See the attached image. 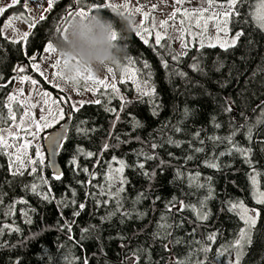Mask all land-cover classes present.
Instances as JSON below:
<instances>
[{
    "label": "trees",
    "instance_id": "trees-1",
    "mask_svg": "<svg viewBox=\"0 0 264 264\" xmlns=\"http://www.w3.org/2000/svg\"><path fill=\"white\" fill-rule=\"evenodd\" d=\"M105 3L108 0H81L78 5L73 0H56L44 20L38 19L35 23L28 17L24 0L6 6L0 14V77H3L0 79V128L12 122L8 113V96L15 75H29L36 79L42 88L59 99L65 117L68 113L71 115L66 137L58 151L60 180L53 178L46 159L43 164L37 161L33 165L35 173L30 175L32 170L24 169L23 176L13 177L9 168L10 155L0 146V228H4V234L0 235V244L3 245L0 247V264H66V257L74 259L75 264H83L85 259L88 264H129L130 260L132 264H175L178 260L186 264H220L222 256H218V252L234 242L244 225L235 213L227 210L229 201H243L249 208L261 212L253 243L246 248L241 264H264V205H257L252 199L247 175L253 168L264 173V152L261 151L264 148V124H256L264 111V71H258V66L264 68V31L258 30L250 17L247 24L240 22L249 8L247 5L238 6L241 15L230 19L231 30L243 31L245 35L235 48L225 51L218 46L200 49L194 45L180 54L168 37L161 41L164 47L156 45L155 41L145 44L134 27V32L125 41L127 56L122 63L131 59L138 74L150 79L155 88L152 103L144 97H134L132 86L127 83L129 87L125 88L121 83L119 96L106 89L103 92L108 93L107 97L98 93L100 104L85 102L77 107L79 111H73L67 96L33 72L30 62L36 61L52 42L57 29L70 16L69 11L75 14L79 10H99L119 29L121 25L116 16L123 14L118 10L97 8ZM11 17H18L29 26L35 24V27L30 26L27 40L21 39L13 44V40L2 34V23ZM177 55L179 59H173ZM33 56L37 58L32 60ZM217 60L224 63L220 71L214 69ZM145 62L148 68L143 67ZM194 62L200 64L206 75L192 69ZM164 63L168 64L167 69ZM17 66H23L25 71H15ZM174 71L186 75L181 78ZM121 97L126 102L123 110ZM11 104L18 117L21 105L17 101ZM186 107L190 110L187 116ZM106 108H114L116 112L106 111ZM154 108L156 115H153ZM226 108L231 111H225ZM117 113L119 121L116 120ZM213 117L219 128L214 126ZM134 120L142 126L133 128ZM177 127L179 132L175 131ZM249 127L253 129L251 141L246 139ZM77 128L86 129L87 135L78 132ZM233 132L235 143L252 149L251 168L237 153L220 156L231 147L227 140L210 139L213 136L227 137ZM169 138L179 141V147L167 143ZM105 143L110 145L107 150L103 148ZM153 144L158 147L153 148ZM196 148L203 151L196 152ZM77 149L94 155L85 157ZM139 150L156 158L145 161L144 156L136 155ZM113 156L128 165L123 173L128 182L121 185L118 173H113L117 179L109 188L110 182L105 180L109 164L112 169L120 166L113 161ZM189 156L193 159L189 160ZM74 157L76 164H70ZM205 161L216 162L220 168H209ZM139 163L144 164V169L138 167ZM84 168L88 172H84ZM177 170L184 175L177 178ZM143 172L155 175L146 178ZM197 173L200 174L199 183L205 185L203 188L189 187L188 176ZM207 177H211L213 196L204 210L210 211L211 215L206 221H198L191 210H180L181 204L199 207L200 200L209 194ZM42 179L47 184H42ZM259 180L260 188L264 190V175ZM33 183L40 186V192L50 196L51 202L25 190V185ZM120 187L125 191L119 197L109 196V192L115 193ZM140 194L144 198L134 203ZM173 197L176 203L169 222L182 226L170 229L172 235L167 239L154 240L152 234L161 215L168 214L166 204ZM19 199L26 203H15ZM73 199L75 205L70 203ZM60 200H64L67 207L58 204ZM80 204H84L83 209ZM25 211L27 216L23 215ZM74 211H79L80 215L74 216ZM112 212L115 215L110 220L102 221V217ZM124 213H131V216ZM138 213L145 215L141 219ZM29 217L33 221L31 224L25 222ZM122 219L124 223H121ZM5 225L19 227L21 231L10 232ZM65 225L70 226L71 231ZM85 228L89 230L81 240ZM211 234H215L214 241L208 239ZM204 247L210 250L204 252Z\"/></svg>",
    "mask_w": 264,
    "mask_h": 264
},
{
    "label": "snow or ice",
    "instance_id": "snow-or-ice-1",
    "mask_svg": "<svg viewBox=\"0 0 264 264\" xmlns=\"http://www.w3.org/2000/svg\"><path fill=\"white\" fill-rule=\"evenodd\" d=\"M19 2H20V0H12V5H10V7L13 6V5L18 4ZM80 2H81V0H73V3L77 4V5ZM176 2L180 3L181 0H176ZM207 2L209 4V6L211 7V5L213 3V0H207ZM47 3H48V9L47 10L50 11L52 9L53 4L56 3V0H47ZM243 5H247L248 8H249V11L247 12L244 20L240 21V22L247 24L248 23V17H250L251 20L254 22L255 27L258 30H260V31H264V0H255V2H253V0H227L226 7H227L228 11L221 12V13H214L213 15H211V16H209L207 18L204 17V11H206V10H200L199 11V16H198V18L196 20V27H201V20H203V27H204V30L206 31L209 20H216L215 27H216L217 33L223 32L225 34V37H227L228 33L230 31V29L228 27V25L230 23V19L232 17H238V16L241 15L238 6H243ZM25 7H27V4H25ZM99 7H103V8H106V9H111L112 11H116L118 7H123L125 9H127L129 6H128V4L117 6V5H114V4L105 3V4H102V5H97V8H99ZM220 7L223 8V7H225V5H221ZM153 8H155V5L153 6ZM3 11H4V9H0V14H2ZM135 11L136 12H142V9L138 7V8L135 9ZM179 11H180V9H176V11H174L171 14L172 18H175L176 13L179 12ZM77 13L83 14L85 12L83 10H81L80 12H77ZM68 14L72 15L73 13L71 11H69ZM142 14L144 15L145 20H147L148 19V13H142ZM182 15L185 18H190L192 15H195V12L194 13H189L187 11H184L182 13ZM217 17H222V19H217ZM15 18L16 17H13L12 19H15ZM40 19L44 20V17L41 16ZM181 23L183 24L184 21L182 20ZM166 25H167V21H161L160 22V27L161 28H165ZM11 26H12L11 25V19H9V21L5 24V27H11ZM30 26L31 27H35V24H32ZM145 31H147V30H145ZM137 35L140 37L141 40H143V42L145 44H149V41L147 39H145V37L141 33H137ZM244 35H245V33L243 31H236L235 34L230 39H228V38L221 39L219 37V35H217V37L215 39V42L209 41L207 43V45L205 44L203 38H201L200 43H199V47H200V49H203L206 46L209 47V48H215L218 45L221 49H224L225 51H227L229 48H235L237 46V43L240 40V38L242 36H244ZM28 36H29V34L25 33L24 36L21 39L22 40H27ZM163 39H164V36L160 32H156L155 44L156 45H160L161 47H164V45L161 44V41ZM12 43L15 44V43H17V41L13 40ZM248 43L251 44L252 41L249 40ZM150 46L155 48V45H150ZM181 46L182 47H187V44L182 42ZM51 50H52V45H51V43H49L44 48V52H50ZM201 55H202V53H201ZM36 58L37 57H35V56L31 57L32 60H35ZM173 59L178 60L179 56L178 55L177 56H173ZM130 63H133V61H131V59H130ZM216 65H218V66H216ZM163 66L166 69L168 68V64L167 63H164ZM143 67L144 68H148L149 67L147 62L144 63ZM191 67H192V69L194 71H197V72H200L203 75H206V73H204L203 68L200 66V64L198 62H194L191 65ZM223 67H224L223 61L217 60L216 62H214L215 71H220V69L223 68ZM32 70L34 72L39 71V65L33 64L32 65ZM15 71L24 72L25 68L23 66H17ZM109 71H111V69H109ZM128 71L130 72V75H129L128 78L131 79L132 82L136 85V90L140 94L141 97H144V96L153 97L155 95V88L154 87L151 88L150 90H147V91L141 89L140 81H138L136 79V75H137V70L136 69H128ZM258 71H264V68H260L258 66ZM230 72H231V70H230ZM174 74L180 76L181 78H184L185 75H186L184 72H179V71H174ZM40 75L43 76V73L41 72ZM253 75H255V73ZM148 76L150 78V76H151L150 72L148 73ZM0 79H3V77H0ZM24 80H30V82L33 85L37 84V80L36 79H32L29 76H24L22 78V82ZM81 80H83L85 82V84L87 82L91 81L93 84L98 86L97 88L88 89L90 91H93L94 94L99 90V87H103L105 89H109L110 88L112 94H114L116 96H119L120 90L117 88L115 83L109 85L104 80L96 79L94 76H92L90 74L84 75ZM121 83H125V80L122 79ZM144 83L146 85L148 83V80H145ZM221 86L223 87L224 85L222 84ZM41 95L45 98L44 99V103L46 105L50 104V103L51 104H56L57 103V100H52L51 99V93H49L47 91H44V92L41 93ZM8 100H9V104H8L9 118L15 120V114H14V112L12 110L11 102L16 101L17 97L15 95H10V96H8ZM121 101H122L121 110H123V107L125 106L126 102L123 101V97H121ZM141 102H143V101H141ZM94 103L100 104L101 101L99 99H97V100L94 101ZM30 106L33 107V108L36 107L35 104H32ZM81 106H83V102H81ZM105 110L106 111L116 112V109H114V108H112V109L106 108ZM73 111H79V109L73 107ZM189 111L190 110L186 107L185 108V115L186 116L189 114ZM225 111H231V108H226ZM49 112H50V114H52L51 113V109H49ZM156 114L157 113H156L155 108H154L153 115H156ZM27 115H29V113L26 112L25 116H27ZM69 118H70V116H69ZM59 119H64V110L63 109H60ZM119 119H120V116H119V113H117L116 114V120L119 121ZM40 120L43 121V124L34 121V123L36 125V128H37V131H40V130H42L44 128L52 127L53 123L58 122L55 118L52 121H49L47 119V117H45V116H41ZM21 123H23V120L21 121ZM81 123H87V121H81ZM213 124L217 128L220 127L219 124L215 123V117H213ZM256 124L257 125L264 124V111H262L260 113V116L257 118ZM141 126L142 125L140 124L139 121H135L134 120L133 128H138V127H141ZM61 127L63 128V125ZM113 127H115V122H113ZM252 130H253L252 127H249L248 132H247L246 139L249 140V141H251V139H252ZM77 131L78 132H82L84 135H87V130L86 129L77 128ZM92 131L94 132V131H96V129H92ZM175 131L179 132L180 129L177 127V128H175ZM234 135H235V132H233L232 135L227 136V137L221 138V137L213 136V137H210V139L213 140V141H216V140H221V141L227 140L229 142V144L231 145V147H229L226 152H221L220 156L232 155L233 153H237V154H239V156L244 158V162L246 164H248L249 167L251 168L252 167V159H251L252 149L250 147H241L239 144L235 143L234 140H233V136ZM45 139L49 140L51 151H52L53 154H55L57 149L62 146V142H63L64 137L61 136L58 133L57 135H54V136H48ZM117 140L119 141V137L118 136H117ZM123 142L124 141H120V143H123ZM167 143L174 144L177 147H179V145H180L179 141H174L171 138L168 139ZM0 146L10 147L11 145H8L6 143V141L3 140V138H0ZM23 147L26 149L28 147V145L25 144ZM109 147H110V145L108 143H105L103 145L104 150H107ZM152 147L156 148V147H158V145L153 144ZM194 150L196 152H202L203 151L202 148H196ZM261 151L264 152V148H261ZM77 152L80 153V154H83L85 157H92L94 155V153H92V152H84L83 149H77ZM136 155L138 157L141 156V155L144 156L145 161L156 158L155 156H152V155H149L147 153H144L143 150L137 151ZM37 157L39 159V162L41 164H43L44 157L39 152V149H37ZM112 159H113V161H116L120 166H119V168L112 169L111 164H109V173L105 177V180L107 182H110L109 185H108L109 188L113 187V185L115 184V181L117 179V177L113 176V173H118L119 174L118 179H119V182H120L121 185H124V184H126L128 182L123 176L124 169L126 167H128V165H126L123 160H117L115 156H113ZM188 159L189 160L193 159V157L189 156ZM9 160H10V163H9V168L10 169L12 168V166L17 161L19 162V165H20V168H17L15 171L11 172V175L13 177L23 176L24 172L21 171V169L25 168L24 160H22L19 156L16 157L15 161L11 160V157L9 158ZM36 162H37L36 160H29V163H31L33 165ZM69 163L70 164H76L75 157ZM162 163H163V161H162ZM205 165L207 167H209V168H215V169L220 168V165L218 163H216V162L205 161ZM227 166L228 165H225V167H227ZM138 167L140 169H144V164L143 163H139ZM35 171H36V169H35V167H33L32 168V172L29 173V174L31 175L32 173H35ZM83 171L84 172H88V169L84 168ZM61 175L62 174L59 173V172L54 173L53 178L55 180H60L61 179ZM143 175L146 178H151V176H154L155 173L149 174L148 172H143ZM183 175L184 174L182 172L177 170V172H176V177L177 178H180ZM247 175H248V179H249L250 185H251L252 199L255 201V203L257 205H264V191L260 190V180L258 179L261 175H264V173H261L260 171H257L255 168H253V170L251 172H249ZM199 178H200V174L199 173H197L195 176H188L189 187H193L194 186V187H196L198 189L205 187L204 184L199 183ZM206 180L208 181L207 187H208V193L209 194H208L207 197H205L204 199L200 200L199 207H197L195 205L181 204V209H180V210H183V209L187 208V209L191 210L195 214L196 219L198 221H206V220L209 219V216L211 215L210 211H205L204 210L206 208V206H207V201L210 200L212 198V196H213V189L211 187V177H207ZM41 183L42 184H47V181L42 179ZM39 187H40L39 185H37L36 183H33L31 185H25V190H30L33 194L39 195L42 200L51 202L50 196L48 194H46V193L40 192L39 191ZM48 191L50 192L51 189H49ZM124 191H125V189L123 187H120V188L117 189V191L115 193L109 192L108 194H109V196L119 197L120 193H123ZM101 193H103V188L102 187H101ZM73 197H75V191L74 190H73ZM143 198H144L143 194L138 195L136 200L134 201V203H138ZM15 203H26V201L23 200V199H19V200H16ZM57 203L67 207V204H65L64 200H60ZM70 203L72 205H75V203H76L75 199L70 201ZM175 203H176V198L175 197H173L171 201L167 202L166 209H167V213L168 214H162L161 215L160 220H159V222L156 225V231H154L153 234H152L154 240L155 239H161V240L167 239L169 236L172 235V232L170 231V229L178 228V227L182 226L180 224H174V223H170L169 222L170 219H171V215L170 214L172 213V210L175 207ZM227 203H228L227 210L229 212L235 213L239 217V219L241 221H243V224H244V227H241L239 229V233H238L236 239L234 240V242L229 244V248L232 249L234 251V253H235L234 264H241V260L243 259V257L246 254V251H245L246 248L253 243V233H254V230L257 227L258 219L261 216V212L257 208H251V209L248 208L244 204L243 201H237V202L229 201ZM120 206H121L120 205V201L118 199L117 200V210H119ZM79 207H80V209H83L84 208V204H80ZM31 211L35 212V209H31ZM23 215L27 216L28 213L25 211L23 213ZM73 215L74 216H79L80 212L79 211H74ZM113 215H115V212L109 213L108 216L102 217L101 219H102V221L103 220H110ZM123 215L131 216V213H124ZM144 215H145L144 213H138L137 214V216L139 218H141V219L143 218ZM25 222L28 223V224H31L33 221L31 219V217H29ZM73 223H74V221H73ZM121 223H124L123 219L121 220ZM65 226H67L68 230L71 231V227L70 226H68V225H65ZM5 227H8L10 232H17L18 233V232L21 231L19 227H10V226H7V225H5ZM88 230H89L88 228H85V229L82 230L81 240L85 239L84 233H87ZM3 234H4V228H0V235H3ZM208 239L214 241L215 240V234L209 235ZM176 243H180V240H176ZM0 247H3V245L0 244ZM164 247L167 248V245H164ZM209 250L210 249L207 248V247H204L202 249V251H204V252H208ZM139 251H143V249H140ZM223 255H224V253L222 251L218 252V256H223ZM65 260H66V264H75V260L74 259L73 260H68L67 257H66ZM83 264H88V260L85 259ZM129 264H132V261H129ZM175 264H186V262L182 261V260H178V261L175 262ZM201 264H203V262H201ZM229 264H233V262L229 261Z\"/></svg>",
    "mask_w": 264,
    "mask_h": 264
},
{
    "label": "rangeland",
    "instance_id": "rangeland-1",
    "mask_svg": "<svg viewBox=\"0 0 264 264\" xmlns=\"http://www.w3.org/2000/svg\"><path fill=\"white\" fill-rule=\"evenodd\" d=\"M108 3L117 6L128 4L129 7L127 9L118 7L117 10L123 15L133 19L134 27L136 28L137 33H141L145 39L151 42L155 41L156 32H160L164 37L171 39L174 48L180 54L184 53L185 50L191 46L196 45L199 47L201 38H203L205 44L207 45L209 41L215 42L217 35H219L221 39H230L235 34V31L231 30L230 23L228 25L230 31L227 37H225L223 32L217 33L215 27L216 20H209L206 31L203 27V20H201V27H196V20L199 16L200 10H206L204 11L205 18L213 15L214 13L225 12L227 9V0H213L211 7L209 6L207 0H181L180 3H177L176 0H108ZM10 4H12V0H0V9H3ZM25 4H27L25 9L28 17H30L33 23L40 19L41 16L44 17L49 11L47 10V0H24V6ZM154 5L155 8H153ZM221 5H225V7L222 8L220 7ZM138 7L142 9V12L135 11ZM176 9H180V11L176 13L175 18H172L171 14L176 11ZM80 11L81 10L77 12ZM184 11L189 13L195 12V15H192L190 18H185L182 15ZM142 13H148L147 20H145ZM12 18L13 17L8 18L2 23L1 32L6 38L18 41L21 40L25 33L30 32L31 27L18 17L15 19ZM9 19H11L12 26L5 27V24L9 21ZM217 19H222V17H217ZM182 20L184 21L183 24L181 23ZM161 21H167L165 28L160 27ZM182 42L187 44V47H182ZM51 55L52 54L50 52L43 51L41 56L36 61L30 62V67L32 68L33 64L39 65V71L36 73L40 75L42 72L43 76L40 75L41 77L55 87V89L64 93L67 96L72 108L79 107L81 102L85 103L94 102L97 99L100 100L99 94L103 93L105 97L108 96V93L103 92L106 90L103 87H99V90L95 94L93 91L88 90L98 87L91 81L85 84L83 80H80L75 85L74 89L66 90L59 83L55 75L56 68L51 59ZM128 69H135L133 63L128 62L123 64L122 70H118L114 67L111 71L105 70L99 76H95V78L104 80L109 85L115 83L120 91L122 90L120 84L123 79L125 80V83H123L125 88L129 87L127 85V83H129L133 88V96L139 98L141 96L136 90V85L128 78L130 75ZM22 78L23 76L21 75H15L13 77V88L11 91V95H15L17 97L16 101L21 105L22 111L18 117L15 116V120L12 119L9 126L0 128V138H3L8 145H11L10 147H4L10 155L11 160L15 161L16 157L19 156L25 162V168L21 169V171L24 169L32 170L33 164L29 163V160H36L39 162L37 149H39V152L43 155L44 160L46 159V152L43 144L44 139L51 130L57 128L64 120L59 119L60 109L64 110V107L59 99L48 90L42 88L38 82L36 85H33L30 80H24L22 82ZM136 79L140 81L142 90L147 91L153 88L150 79L140 76L138 72ZM145 80H148L146 85L144 83ZM44 91L51 93V99L57 100V103H50L46 105L44 103L45 98L41 95ZM144 98H146L150 104L152 103V97L144 96ZM32 104H35L36 107H31L30 105ZM49 109H51L52 114H50ZM26 112L29 113V115L25 116ZM41 116L47 117L49 121H52L55 118L58 122L53 123L52 127L37 131L34 121L43 124V121L40 120ZM65 116L66 114L64 111V118H67ZM22 120L23 123H21ZM25 144L28 145L26 149L23 147ZM17 168H20L18 161L12 166L11 171H15ZM260 190L264 191L261 188ZM221 251L224 255L222 256L220 264H229V261H232L234 264V251L230 249L229 246H223L220 252Z\"/></svg>",
    "mask_w": 264,
    "mask_h": 264
},
{
    "label": "clouds",
    "instance_id": "clouds-1",
    "mask_svg": "<svg viewBox=\"0 0 264 264\" xmlns=\"http://www.w3.org/2000/svg\"><path fill=\"white\" fill-rule=\"evenodd\" d=\"M121 27L103 16L99 10L66 17L52 38L51 59L59 83L67 90L85 74L99 76L113 67L122 70L127 56L126 39L134 32V21L116 16Z\"/></svg>",
    "mask_w": 264,
    "mask_h": 264
},
{
    "label": "water",
    "instance_id": "water-1",
    "mask_svg": "<svg viewBox=\"0 0 264 264\" xmlns=\"http://www.w3.org/2000/svg\"><path fill=\"white\" fill-rule=\"evenodd\" d=\"M71 118V115L68 113L67 114V118L55 129L51 130L46 137L48 136H54V135H57L58 133L64 137H66V134H67V130L69 128V125H70V118ZM63 125V128L61 127ZM66 130V131H65ZM63 139V140H64ZM44 149H45V152H46V160H47V164H48V167L50 169V171L54 174V173H61V167H60V164H59V161H58V151H59V148L57 149L56 153L53 154L52 151H51V148H50V143H49V140L47 139H44ZM132 261V260H130Z\"/></svg>",
    "mask_w": 264,
    "mask_h": 264
}]
</instances>
